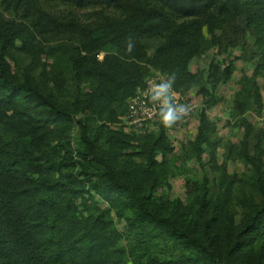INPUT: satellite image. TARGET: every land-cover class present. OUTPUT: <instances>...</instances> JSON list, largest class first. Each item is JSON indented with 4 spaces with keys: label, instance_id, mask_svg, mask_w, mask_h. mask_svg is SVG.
Instances as JSON below:
<instances>
[{
    "label": "trees",
    "instance_id": "16d2710c",
    "mask_svg": "<svg viewBox=\"0 0 264 264\" xmlns=\"http://www.w3.org/2000/svg\"><path fill=\"white\" fill-rule=\"evenodd\" d=\"M43 1L52 0H0V5L18 7ZM58 1L73 7L129 3L121 21L103 19L91 27L70 19L61 21L42 10L26 23L0 16V264H126L118 247L120 234L112 229L111 218V210L122 205L136 207L131 225L147 246L156 245L167 231L174 244L188 251L178 260L154 264H191L207 255L213 264H221L189 229H178L161 216L162 191L157 196L151 192L140 196L132 185L117 178L110 164L97 155L95 142L84 125L81 147L73 156L66 140L74 113L42 96L30 82L13 83L16 76L9 52L19 43V51L36 64L43 53L37 37L55 41L56 46L50 49L67 53L63 69L73 82L90 83L86 96L94 105L91 109L104 122L108 148L114 154L143 158L157 165V158L164 159L172 150L168 127L160 121L155 131L125 133L116 124L126 111V100L137 88L144 87L151 69L165 73L167 79L174 76L172 88L181 94L193 87L203 88L198 73L189 68L190 61L219 45L217 30L238 20L254 38V71L251 76L241 75L233 99V110L241 117L242 141H247L253 126L243 115L252 107L263 108L256 80L264 77V0H146L148 4L141 0ZM45 31L51 38L44 36ZM154 37L161 41L150 54L145 39ZM130 42L131 52L127 50ZM102 52V59H98ZM232 72V64L216 68L209 76L212 89L226 82ZM205 123L208 121L202 114L198 131ZM210 127L213 130V124ZM52 144L63 153L59 162L45 152ZM73 158L98 163L104 169L100 175L82 170L47 177L74 166ZM85 182H89V188ZM237 183L246 185L235 175L222 180L224 201L230 200ZM95 196L107 206L98 204Z\"/></svg>",
    "mask_w": 264,
    "mask_h": 264
},
{
    "label": "rangeland",
    "instance_id": "374dc122",
    "mask_svg": "<svg viewBox=\"0 0 264 264\" xmlns=\"http://www.w3.org/2000/svg\"><path fill=\"white\" fill-rule=\"evenodd\" d=\"M141 2L148 4L146 0ZM128 3L73 7L52 0L18 7L0 5V16L26 23L42 10L61 21L70 19L91 27L103 19L121 21ZM43 34L51 38L47 31ZM216 35L220 44L193 58L189 64L190 70L198 73L203 86L193 87L187 93L189 100L197 105V115L194 114L185 127L168 138L172 150L164 159L158 157L157 165H150L143 158L114 154L108 148L104 141V122L91 109L94 105L86 96L90 83L77 85L73 82L71 75L63 69L67 53L50 49L56 46L55 41L37 37L35 41L40 42L43 53L36 64L30 63V58L19 51L17 43L9 52V63L16 76L13 83L30 82L42 96L74 113L66 140L73 156L81 147L79 139L84 125L88 136L95 142L97 155L110 164L117 178L132 185L140 196L149 192L157 196L162 191L161 216L168 218L178 229H189L217 255L221 264H264V77L256 80L263 108L256 110L252 107L243 115L253 126L244 142L241 117L233 110V99L240 88L241 75L251 76L254 71L251 58L254 38L239 20L226 23ZM160 41L158 37L145 39L150 54ZM103 55L100 53L98 59ZM227 63L233 67L230 78L212 89L210 74L212 76L216 68ZM202 114L208 123L198 131ZM210 124H213V130ZM45 152L56 162L63 156L54 144ZM73 160L74 166L47 174V177L58 178L82 170L90 175H100L103 171V166L98 163ZM90 175L85 176L86 180ZM227 175H235L246 185L237 183L230 200L224 201L220 184ZM85 187L89 188V182H85ZM95 200L107 206L98 196ZM81 208L83 206H79ZM135 211L134 205L111 210L112 229L120 234L118 247L126 264L175 261L188 255V251L173 243L167 231L156 245L147 246L142 235L131 225ZM211 259L207 255L191 264H213Z\"/></svg>",
    "mask_w": 264,
    "mask_h": 264
},
{
    "label": "built area",
    "instance_id": "2783aa9c",
    "mask_svg": "<svg viewBox=\"0 0 264 264\" xmlns=\"http://www.w3.org/2000/svg\"><path fill=\"white\" fill-rule=\"evenodd\" d=\"M167 75L159 70L151 69L150 74L145 80L142 88H137L135 92L126 100V111L120 117L118 127L129 135L143 134L155 131L159 117V107L156 102L149 99V89L164 80ZM169 95L172 97L173 104L186 105L188 112L184 114L172 127H168L167 134L171 137L176 131L185 127L192 116L197 113V105L189 100L187 94H181L170 89Z\"/></svg>",
    "mask_w": 264,
    "mask_h": 264
},
{
    "label": "clouds",
    "instance_id": "9594fccd",
    "mask_svg": "<svg viewBox=\"0 0 264 264\" xmlns=\"http://www.w3.org/2000/svg\"><path fill=\"white\" fill-rule=\"evenodd\" d=\"M132 47L133 45L130 42L127 50L131 52ZM174 80L175 77L171 76L168 79L153 85L148 92L149 99L158 104L159 117L165 127H172L189 110L186 105L177 106L173 104L169 92Z\"/></svg>",
    "mask_w": 264,
    "mask_h": 264
},
{
    "label": "crops",
    "instance_id": "0c3cea01",
    "mask_svg": "<svg viewBox=\"0 0 264 264\" xmlns=\"http://www.w3.org/2000/svg\"><path fill=\"white\" fill-rule=\"evenodd\" d=\"M188 95V94H187Z\"/></svg>",
    "mask_w": 264,
    "mask_h": 264
}]
</instances>
